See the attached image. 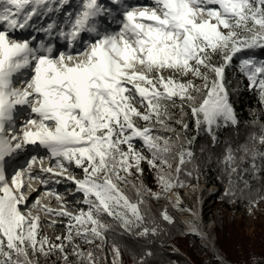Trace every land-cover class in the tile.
I'll list each match as a JSON object with an SVG mask.
<instances>
[{
  "label": "snow or ice",
  "instance_id": "1",
  "mask_svg": "<svg viewBox=\"0 0 264 264\" xmlns=\"http://www.w3.org/2000/svg\"><path fill=\"white\" fill-rule=\"evenodd\" d=\"M257 50L264 51V0H153L151 7L0 0V264H40L52 256L97 264L115 228L148 239L162 223H174L167 208L159 222L148 215L145 193L160 199L185 187L199 172L188 165L201 135L215 147L222 128L239 127L232 96L241 81L233 87L227 69L238 68L264 104ZM258 127L217 157L228 177L225 196L236 195L234 176L259 174L264 123ZM40 148L46 155L31 154ZM21 157L27 158L9 173ZM145 165L157 192L144 183ZM61 183L72 187L60 193ZM41 190L60 207L41 204ZM77 195L82 199L68 201ZM249 204L251 210L258 199ZM41 213L54 217L44 221L50 227L63 223L64 233L43 235ZM112 253L120 255L114 242ZM151 255L145 250L137 264Z\"/></svg>",
  "mask_w": 264,
  "mask_h": 264
},
{
  "label": "trees",
  "instance_id": "2",
  "mask_svg": "<svg viewBox=\"0 0 264 264\" xmlns=\"http://www.w3.org/2000/svg\"><path fill=\"white\" fill-rule=\"evenodd\" d=\"M256 55L264 58V51L257 50ZM226 76L228 80L233 81V87L236 80L241 81L239 89L232 96L241 121L239 127L222 128L219 132L220 143L215 147L203 134L201 135L193 146L195 159L188 165L189 169L198 167L199 172L193 171V177L186 181L185 187L171 189L166 197L162 196L160 199L151 198L145 193L144 207L150 217L159 222L162 210L167 208L175 222L162 223L161 233L148 239H138L115 228L107 234L108 240L103 252L97 253V264H137L142 253L147 249L153 253L146 258L147 264H225L214 253L208 251V248L201 243L200 236L184 232L185 224L167 199L171 191H184L197 182L219 187L211 211L216 223L217 244L226 260L234 264H253L264 260V213L258 217L254 226H248L245 219L240 216L243 208L250 206L249 198L258 199V203L264 201V161L259 158L255 161L259 169L258 175L250 171L247 174L240 173L242 180L233 177V190L236 193L234 197L224 195L228 188V177L222 174L223 165L217 162V157L221 155L226 144H231L235 148L248 141L250 134L259 131L258 123H264V104L260 102L258 90L248 87L247 79L240 74L238 68L227 69ZM254 120L258 123H254ZM202 147L208 150L202 153ZM173 167H175L174 162ZM143 179L151 191L160 190L155 180V173L148 170L147 165ZM244 180L248 181L250 189L244 187ZM128 194L133 197L135 195L131 191ZM105 221L114 223L108 217H105ZM147 226L151 228L150 224ZM113 242L119 247V256H114L112 253ZM82 247L89 250L94 245H82ZM68 251L71 252V248ZM40 264H63V262L57 256H52L48 260L40 258Z\"/></svg>",
  "mask_w": 264,
  "mask_h": 264
},
{
  "label": "rangeland",
  "instance_id": "3",
  "mask_svg": "<svg viewBox=\"0 0 264 264\" xmlns=\"http://www.w3.org/2000/svg\"><path fill=\"white\" fill-rule=\"evenodd\" d=\"M76 171H79V170H76ZM33 183L35 186V182H33ZM66 185H67V183H61L59 185H56L55 187L57 189H59L60 186H64V189L66 190V188H67ZM201 187H203V190L200 191L199 188H201ZM188 190L191 192L190 196H187V194H186ZM218 191H219V187L217 185H207L204 183L197 182L195 184H192L190 187H188L184 191H177V190L171 191L170 193H168L167 199H168L169 203L171 204V206L179 214L180 219L185 224L184 232L186 234H192V233L194 234V232L189 231L188 224L182 219L181 212L175 207L174 202L171 199V194L176 193V195L179 197V200L182 201L181 205L184 207L192 208V209H196V203L200 198H202V200H204V202L202 204V212H201L202 220H201V223H199V224L203 227L204 230H206L208 232L209 237L211 239L215 238V242H216V249L215 250L216 251L214 249H212V247L208 244V242H206L204 240L203 236H200L201 243L208 248V251L210 253H214L222 263L226 264V262H228V261L226 260L225 255L222 253L221 249L219 248V246L217 244V237H216V232H215L216 223L213 219V214L211 211V208H212L213 204L215 203L213 200L214 196L218 193ZM61 193H63V192H61ZM43 194H44V191L42 190L39 193V196L42 197ZM77 200L78 199L72 198L71 200H68V201L70 203L74 204ZM47 201H48V199H47ZM263 206H264V201H262L261 203H258V205L254 208H251V210H250V206H246L241 211L240 216H242L245 219L246 224L248 226H254L257 223L258 217L262 216V214L264 213ZM56 207H60L59 203L56 204ZM73 209H74L73 211L78 210L76 208H73ZM52 219H54V217H52ZM210 219H212L213 224H214V227H212V228L208 226V221H210ZM41 229H42L43 235L48 236L49 238H52V239H55V237L57 235H61L65 231L63 223L57 224L56 226H53V227H50L48 225V223L44 222V224H41ZM232 264H234V263H232ZM253 264H264V260H259Z\"/></svg>",
  "mask_w": 264,
  "mask_h": 264
},
{
  "label": "bare ground",
  "instance_id": "4",
  "mask_svg": "<svg viewBox=\"0 0 264 264\" xmlns=\"http://www.w3.org/2000/svg\"><path fill=\"white\" fill-rule=\"evenodd\" d=\"M144 2L146 3V0H135L133 4L135 6H148V7L152 6V5H147V3L145 4ZM73 3H75V0H73ZM126 3H127V0H126ZM22 35H24V34H22ZM39 151H40V154H39L40 156L46 155V152L43 148L39 149ZM31 154H32V151H31ZM26 158L27 157H23L19 164L22 165ZM46 162H47V160L45 161V163ZM17 165L18 164L14 165L13 167H16ZM59 190H61L62 192L65 191L64 186H60ZM199 190L200 191L203 190V187L199 188ZM186 194H187V196H190L191 192L188 190ZM36 195L37 194L34 193L33 197H35ZM47 199H48V202H47ZM171 199L173 200L175 207L181 212L182 219L188 224L189 231L190 232H196V233L202 235L204 237V240L206 242H208V244L212 247V249L215 250L216 249L215 238L211 239L209 237L208 232L206 230H204L203 227L199 224V223H201V220H202L201 212H202V204H203L204 200H202V198H200L196 203V209H192L189 207L182 206L181 205L182 201L179 200V197L176 195V193L171 194ZM43 203L45 205L49 204V206L53 207V206H56V204L58 202L51 195H49V196L47 195V197H46V195H44ZM178 204H179V207H178ZM208 226L211 228L214 227L212 219H210V221H208Z\"/></svg>",
  "mask_w": 264,
  "mask_h": 264
},
{
  "label": "water",
  "instance_id": "5",
  "mask_svg": "<svg viewBox=\"0 0 264 264\" xmlns=\"http://www.w3.org/2000/svg\"><path fill=\"white\" fill-rule=\"evenodd\" d=\"M225 262H226V261H225ZM226 264H232V263H230V262H229V263H228V262H226Z\"/></svg>",
  "mask_w": 264,
  "mask_h": 264
}]
</instances>
